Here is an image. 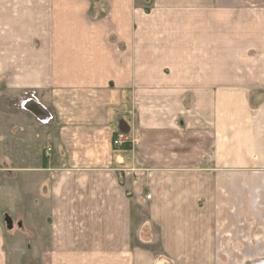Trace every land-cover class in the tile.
Returning a JSON list of instances; mask_svg holds the SVG:
<instances>
[{"label":"crops","instance_id":"obj_1","mask_svg":"<svg viewBox=\"0 0 264 264\" xmlns=\"http://www.w3.org/2000/svg\"><path fill=\"white\" fill-rule=\"evenodd\" d=\"M218 261L264 264V0H0V264Z\"/></svg>","mask_w":264,"mask_h":264},{"label":"rangeland","instance_id":"obj_2","mask_svg":"<svg viewBox=\"0 0 264 264\" xmlns=\"http://www.w3.org/2000/svg\"><path fill=\"white\" fill-rule=\"evenodd\" d=\"M244 261H218L216 264H246ZM31 264H40V262H31Z\"/></svg>","mask_w":264,"mask_h":264},{"label":"built area","instance_id":"obj_3","mask_svg":"<svg viewBox=\"0 0 264 264\" xmlns=\"http://www.w3.org/2000/svg\"><path fill=\"white\" fill-rule=\"evenodd\" d=\"M26 101H27L26 99H25V100H22V101L20 102V104H21L22 106H24ZM49 119H50V118L47 119V122L49 121ZM121 142H122V141H121L120 139H116V140H114V143H115V144H119V143H121ZM148 197H150V195H148Z\"/></svg>","mask_w":264,"mask_h":264}]
</instances>
